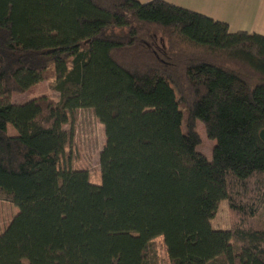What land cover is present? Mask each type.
<instances>
[{
  "label": "trees",
  "instance_id": "trees-1",
  "mask_svg": "<svg viewBox=\"0 0 264 264\" xmlns=\"http://www.w3.org/2000/svg\"><path fill=\"white\" fill-rule=\"evenodd\" d=\"M45 80L58 99L10 100ZM79 108L98 182L68 156ZM263 129L264 35L167 0H0V264H158V237L171 264H264Z\"/></svg>",
  "mask_w": 264,
  "mask_h": 264
},
{
  "label": "rangeland",
  "instance_id": "rangeland-1",
  "mask_svg": "<svg viewBox=\"0 0 264 264\" xmlns=\"http://www.w3.org/2000/svg\"><path fill=\"white\" fill-rule=\"evenodd\" d=\"M59 94L51 81L45 80L33 85L25 92H11L9 98L12 102L23 103L41 95H49L58 99ZM71 115V121L66 125V128L72 136L68 153L72 166L87 170L91 180L98 182L100 178V153L106 144L105 126L92 108H79L74 110ZM197 130L201 136L198 149L211 159L216 140L209 138L205 125L201 121H197ZM18 211L19 208L14 203L0 199V233L9 225ZM212 225L221 229L230 227V214L226 201H222L220 204L218 213L212 220ZM156 248L158 264H171L162 237L156 239Z\"/></svg>",
  "mask_w": 264,
  "mask_h": 264
},
{
  "label": "crops",
  "instance_id": "crops-1",
  "mask_svg": "<svg viewBox=\"0 0 264 264\" xmlns=\"http://www.w3.org/2000/svg\"><path fill=\"white\" fill-rule=\"evenodd\" d=\"M146 2L149 0H139ZM215 19L226 21L232 32L264 35V0H167Z\"/></svg>",
  "mask_w": 264,
  "mask_h": 264
},
{
  "label": "water",
  "instance_id": "water-1",
  "mask_svg": "<svg viewBox=\"0 0 264 264\" xmlns=\"http://www.w3.org/2000/svg\"><path fill=\"white\" fill-rule=\"evenodd\" d=\"M260 136L264 140V129L260 132Z\"/></svg>",
  "mask_w": 264,
  "mask_h": 264
}]
</instances>
